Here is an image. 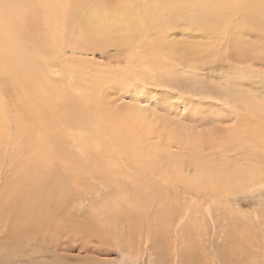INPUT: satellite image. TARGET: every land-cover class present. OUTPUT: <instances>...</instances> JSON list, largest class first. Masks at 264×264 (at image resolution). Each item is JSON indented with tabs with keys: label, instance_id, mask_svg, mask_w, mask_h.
Masks as SVG:
<instances>
[{
	"label": "rangeland",
	"instance_id": "1",
	"mask_svg": "<svg viewBox=\"0 0 264 264\" xmlns=\"http://www.w3.org/2000/svg\"><path fill=\"white\" fill-rule=\"evenodd\" d=\"M10 1L26 28L7 35L43 84L0 62V264H264V64L249 51L264 44V11L249 25L242 11L264 0L133 3L101 46L76 19L65 28L71 4L89 15L84 0ZM99 2L109 26L121 9ZM10 212L62 227L11 241Z\"/></svg>",
	"mask_w": 264,
	"mask_h": 264
},
{
	"label": "bare ground",
	"instance_id": "2",
	"mask_svg": "<svg viewBox=\"0 0 264 264\" xmlns=\"http://www.w3.org/2000/svg\"><path fill=\"white\" fill-rule=\"evenodd\" d=\"M91 0H84V2H86V3H88V4H90V12H91V15H90V12H89V15L87 16V14L85 13V9L82 7L81 9H76V7L73 5V4H71V8H74V9H69V8H67V9H65L67 12H65L64 13V16H63V18H64V20L66 21V23H67V26H65V28L66 29H68L69 30V32H71V28L73 27V26H71V25H73L72 24V21H74L75 19L77 20V30L81 33V34H79V35H81V37H82V39H85V40H87V38H84L83 37V34H86V32L88 33V32H90V31H87L88 29H90V28H92L91 30H92V33L90 34V35H87V36H90L92 39H93V43H94V45H95V42H98L97 44H99L100 46L101 45H103L104 43H111V45H114L113 44V41L114 42H116V39H114L115 38V36H117L116 34L118 33V31L123 27V28H126V26L125 25H123L122 27H121V23H120V21H117L118 20V18H122L121 17V13H122V11L124 10V9H127V8H129V7H132L133 6V3H138L137 4V8L138 9H154L155 7H157V6H160V8H162V9H165V8H163L164 6H166V5H173V2L175 3V2H178V1H185L186 3L187 2H190L192 5L194 4V3H196L197 4V6H198V8L197 9H207V8H210V6H213L214 8H216V5H218L219 3L218 2H220V1H222V0H220V1H217V0H197L196 2H193V0H137V1H132V0H130V3L129 4H127V3H123V1L122 0H105L106 2H103V3H105L106 5V7H108V8H111V9H121V11H119L117 14L115 13V15L111 18V21H113L112 22V24H110L109 26H105V25H102V24H100L99 23V21H100V18H102V15H101V10L98 8V5H99V1L100 0H94L95 1V4L93 3V4H91V2H90ZM108 1V2H107ZM145 1H147V2H145ZM224 1V0H223ZM231 1V3H229V2H227L225 5H229L230 6V8L231 9H237V8H240L243 4H245V1L246 2H249V1H251V0H245L244 1V3L242 2L243 0H230ZM254 2L256 1V0H253ZM26 1L25 0H23V3H25ZM127 2V1H126ZM184 2V3H185ZM264 2V1H263ZM179 3V2H178ZM183 3V2H182ZM261 4H263L262 3V1L260 2ZM260 3H258L257 2V4H256V6H257V8L258 9H249V10H247V9H242V11H243V13H244V15H246L245 13H247L248 15H246L245 16V18H246V21H247V24L249 25V23H248V20H252L253 22L255 21L257 24L260 22V19H259V16L258 17H255L256 16V14H255V12L256 11H258V12H260L261 10L262 11H264V9H259V8H262V7H264V4L263 5H261ZM250 4V3H249ZM252 4H254L253 2H252ZM251 4V5H252ZM128 5H131V6H128ZM201 5H203V7H201ZM246 5V4H245ZM245 5H243L242 6V8L245 6ZM250 5V6H251ZM0 6H3V7H5L6 9H2V11L0 10V62H8L9 63V71L10 72H12V73H14L15 75H16V77H17V79H18V82H20V83H22V84H26L27 86H29V88H31V87H34L35 88V86L36 85H39V84H43V83H41V81L39 80V68L37 67L38 65H36V66H33L34 64V62L33 61H29L28 60V57H27V54L25 53V54H20L19 53V51H18V45L20 44V40H21V37H20V35L19 34H17V33H15V34H12V35H10V36H8L7 35V31H11V30H13V28L14 27H18L19 29H21L22 27H23V29H25L26 28V26L25 25H23L22 24V18H23V16H24V11L22 12V11H16L15 9H16V7H13V3L10 1V0H0ZM82 6V5H81ZM176 6H178V5H176ZM248 6V5H247ZM255 6V7H256ZM87 7V6H86ZM89 7V6H88ZM101 7H103V5H101ZM169 7V6H168ZM221 7H223L222 5H221ZM104 8V7H103ZM135 8V7H134ZM174 8V7H173ZM214 8H211V9H214ZM254 8V7H253ZM18 9V8H17ZM123 9V10H122ZM132 9V8H131ZM28 11H29V9H28ZM147 11V10H146ZM230 11H232V10H230ZM241 11V12H242ZM148 12V11H147ZM151 12V11H150ZM28 13V12H27ZM31 13V12H30ZM132 13V12H131ZM202 13V12H201ZM128 14V13H127ZM169 14V13H168ZM200 14V13H199ZM203 14H204V12H203ZM255 14V15H254ZM119 15V16H118ZM130 15V14H129ZM226 15V14H225ZM233 15V14H232ZM243 15V16H244ZM264 15V14H263ZM262 15V16H263ZM123 16V15H122ZM234 16H236V15H234ZM127 17H131V15L130 16H127ZM157 17V16H156ZM165 16H163V18H164ZM105 18V17H104ZM103 18V20H105ZM132 18V17H131ZM139 18V17H138ZM159 18H162V17H159ZM166 18V17H165ZM198 18V17H197ZM197 18H195V20H194V23L196 24V23H199V21L197 20ZM206 18H207V20H209L208 22H210L211 21V23H213L214 24V20H217V21H219V22H223L224 20H225V16H217L216 15V12H213V13H211V12H209V16H208V14H207V16H206ZM236 18V17H235ZM244 18V19H245ZM200 20V19H199ZM94 21V22H93ZM201 21V20H200ZM230 21V20H229ZM228 21V22H229ZM153 22H154V24H152V28H157L158 26H160L161 24H158V19L156 20V18L154 17V20H153ZM245 22V21H244ZM98 23V24H97ZM215 23H216V21H215ZM75 24V23H74ZM200 24V23H199ZM255 24V23H254ZM264 25V24H263ZM151 26V25H150ZM202 26V29L204 28H206V30L208 31L209 29H208V23H207V25L206 24H202L201 25ZM213 26V25H212ZM212 26H210V28L212 27ZM253 26H256V24L255 25H253ZM131 28L133 27V24L130 26ZM218 28L219 27H217V29L214 31L216 34H215V36L217 35V32L221 29V31L222 32H218V33H220V35H224V33H223V28H219V30H218ZM254 28V27H253ZM257 28V33L256 34H258V31L260 30L261 32H263L264 33V27H263V30H261V26H259V28H258V26L256 27ZM252 29V28H251ZM250 29V30H251ZM128 30V29H127ZM130 30V29H129ZM134 30V29H133ZM212 30H214V28L212 29ZM246 30V29H245ZM123 31V30H122ZM206 31V32H207ZM225 31H227L226 29H225ZM253 31V30H252ZM121 32V31H120ZM124 32H126V31H124ZM255 32V31H254ZM83 33V34H82ZM229 33V32H228ZM225 35H226V33H225ZM120 36V35H119ZM128 36H129V34H128ZM214 36V37H215ZM217 36H219V35H217ZM85 37H86V35H85ZM89 37V38H90ZM234 37V36H233ZM251 37V36H250ZM114 40H113V39ZM119 38V37H118ZM221 37H219V39H220ZM259 38V37H258ZM257 38V39H258ZM230 39V38H229ZM262 39H263V37H262ZM89 40H91V39H89ZM218 40V39H217ZM216 40V41H217ZM230 40H232V39H230ZM236 40V39H235ZM95 41V42H94ZM219 41V40H218ZM258 41H259V39H258ZM88 43H89V41H87ZM119 42V41H118ZM233 42V41H232ZM86 43V42H85ZM231 44V43H230ZM236 44V43H235ZM238 44V43H237ZM224 45V44H223ZM222 45V46H223ZM115 46H117V45H115ZM187 48V47H186ZM185 48V49H186ZM191 48V47H190ZM233 48V47H232ZM231 48V49H232ZM26 49H27V47H26ZM188 49V48H187ZM186 49V50H187ZM185 50V51H186ZM231 51H234V50H231ZM250 52H251V63L250 64H253L254 65V63L256 62H259V59H261V63L262 64H264V44L263 45H261V43H256V44H254V46L253 47H251V50H249ZM257 51L259 52V54H257ZM247 52V51H246ZM235 53V52H234ZM244 53V52H243ZM239 54V53H238ZM242 56V55H241ZM247 56H249V55H247ZM247 56H245V58L247 57ZM248 58V57H247ZM250 61V60H249ZM245 63V62H244ZM260 63V62H259ZM42 67V66H41ZM46 67V66H45ZM44 67V68H45ZM256 67V66H255ZM16 79V80H17ZM26 86V87H27ZM22 92V91H21ZM17 106V105H16ZM62 107L64 106V104H62L61 105ZM83 111H84V109H83ZM84 113H86V112H84ZM38 115V114H37ZM78 115V114H77ZM74 117H75V115H73ZM39 118V117H38ZM80 119V118H79ZM80 133H82L81 131H80ZM88 133V132H87ZM86 134V133H85ZM60 138V137H59ZM262 138V137H261ZM262 143L264 144V138H262ZM63 145V144H62ZM264 146V145H263ZM63 147V146H62ZM78 147H79V149L80 150H82V147H80L79 145H78ZM45 149V148H44ZM43 149V150H44ZM57 152H58V155L57 154H55V155H57L56 156V158H61L60 156L61 155H64V158H66V160H68V158H67V156L65 155V152H63V151H61V152H59V150H57ZM66 153H68V152H66ZM77 154H79L78 152H77ZM47 155V154H46ZM45 158V157H44ZM78 158V157H77ZM80 159V158H79ZM57 160V159H56ZM56 160H55V162H56ZM46 162V161H45ZM60 162H62L61 160H60ZM53 163V162H52ZM57 163H58V161H57ZM61 165V164H60ZM49 166H50V164H49ZM54 166V165H53ZM52 168V167H51ZM50 168V169H51ZM41 169V168H40ZM46 169V168H45ZM43 172H45V171H43ZM49 172V171H48ZM30 180V179H29ZM55 187H56V185H55ZM53 189H54V186H53ZM53 191H55V190H53ZM52 192V189L51 188H49V190L47 191V194H49V193H51ZM39 198H41V197H39ZM42 200V199H41ZM38 201H39V199H38ZM43 201V200H42ZM36 205H38V204H36ZM53 206V205H52ZM37 208V207H36ZM26 209V208H25ZM38 209V208H37ZM36 210V209H35ZM32 211H33V209H32ZM38 211V210H37ZM42 211V210H41ZM48 211H51V210H48ZM51 213V212H50ZM16 214V212H13V214L10 212L9 213V215H8V219L7 220H9L8 222L10 223H8L9 224V226H8V228H9V233H11L10 235H11V241L12 240H14L15 238H19L20 239V237H19V231L20 230H23V231H25L26 229H29V230H32V229H34V230H38V231H41V232H44L43 230H44V228H48V227H50V228H52V226L54 225L55 227H62V224L61 223H59L58 222V219H56V218H54L53 216H54V214L53 215H50V214H48V216H46V214H43L42 215V218L40 219V217H39V219H38V217H37V215H36V217H34V215L33 216H31V218H29V219H26V220H24V221H21V222H17L16 220L17 219H15L13 216ZM19 216V215H18ZM29 216V215H28ZM27 216V217H28ZM41 216V215H40ZM44 216H46V219L44 218ZM12 218V219H11ZM186 218V217H185ZM4 226V225H3ZM8 228H6V229H8ZM54 228H52L50 231H52ZM28 230V231H29ZM47 230V229H46ZM56 230V229H55ZM59 230H60V228H59ZM63 230V229H62ZM6 231V230H5ZM50 231H48V232H50ZM26 232V231H25ZM33 232V231H32ZM32 234V233H31ZM38 234V233H37ZM43 234V233H42ZM46 234V233H45ZM44 234V235H45ZM7 235V233L5 234V232H4V235H0L1 237L0 238H4L5 236ZM15 235H17L18 237H15ZM22 235H24L23 233H22ZM27 235V234H26ZM33 235V234H32ZM37 236V235H36ZM46 236V235H45ZM25 237V236H24ZM47 237H49V236H47ZM28 238V237H27ZM31 238H32V236H31ZM4 240V239H3ZM2 240V241H3ZM20 240H23V239H20ZM35 240V239H34ZM34 240H33V243H35L34 242ZM48 240V239H47ZM15 241V240H14ZM6 242V241H5ZM48 242V241H47ZM55 243V242H54ZM1 244H3V243H1ZM20 243H18V245H19ZM24 244V243H23ZM23 244H20V245H23ZM49 244H50V242H49ZM10 245V244H9ZM26 245V244H25ZM36 246V245H35ZM35 246H33L34 247V249H35ZM32 247V248H33ZM49 247V246H48ZM20 248H22L21 246H20ZM50 249V248H49ZM33 250V249H32ZM14 254V253H13Z\"/></svg>",
	"mask_w": 264,
	"mask_h": 264
}]
</instances>
